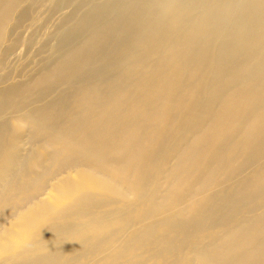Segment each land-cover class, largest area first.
Segmentation results:
<instances>
[{
	"label": "bare ground",
	"instance_id": "1",
	"mask_svg": "<svg viewBox=\"0 0 264 264\" xmlns=\"http://www.w3.org/2000/svg\"><path fill=\"white\" fill-rule=\"evenodd\" d=\"M43 1L0 0V63ZM84 14L0 89V264H264V0Z\"/></svg>",
	"mask_w": 264,
	"mask_h": 264
},
{
	"label": "rangeland",
	"instance_id": "2",
	"mask_svg": "<svg viewBox=\"0 0 264 264\" xmlns=\"http://www.w3.org/2000/svg\"><path fill=\"white\" fill-rule=\"evenodd\" d=\"M94 1L96 0H77L72 6H65L58 10H52L50 3L43 1L42 9L34 12L32 20L23 23L15 31V35L21 39V43L7 56L6 61L4 59L0 63V80L6 79L0 83V89L6 84L27 80L41 66L50 62L61 51L60 32L71 28L68 33L70 35L84 25L88 20L84 12L90 8ZM97 1L100 3L106 0ZM68 16L71 17V20L62 25V20ZM9 28H12V25ZM11 113L12 111L8 112L7 116H11ZM22 137L19 146L22 149L21 154L26 155L34 148L35 143L29 141L26 135H22ZM62 176L65 174H60L56 178ZM52 182V180L49 181L50 184ZM49 183L38 197L39 199L46 197L50 190Z\"/></svg>",
	"mask_w": 264,
	"mask_h": 264
}]
</instances>
